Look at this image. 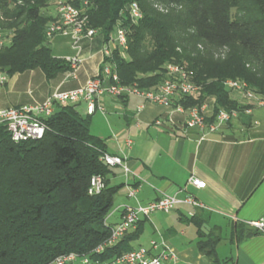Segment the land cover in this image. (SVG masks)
I'll use <instances>...</instances> for the list:
<instances>
[{"label": "trees", "instance_id": "obj_1", "mask_svg": "<svg viewBox=\"0 0 264 264\" xmlns=\"http://www.w3.org/2000/svg\"><path fill=\"white\" fill-rule=\"evenodd\" d=\"M161 1L180 10L159 12L149 0H89V26L102 44L118 25L126 30L125 58L118 49L111 58L119 84L150 90L166 79V65L181 66L191 73L199 91L180 97L176 104L188 108L214 98L208 122L219 110L240 116L252 107L230 97L224 86L228 80L245 83L264 99V83L244 69L250 64L264 72V0ZM132 3L142 12L137 24L130 23L126 11ZM73 5L81 3L76 0ZM47 6L48 0H0V27L13 33L10 44L0 51V71L8 77L38 69L51 80L70 71L64 59L52 55L45 37L53 19L42 12ZM198 45L205 50L229 48L231 53L215 61L198 51ZM42 121L47 127L44 136L21 143L12 142L0 126V264H51L69 253L109 262L134 250L147 219L114 246L93 253L110 236L112 227L105 218L119 187L109 186L112 171L101 161L107 146L91 133L90 118L83 119L76 106L68 105L57 107ZM96 175L104 178L105 189L89 196V181ZM188 222L196 228L195 247L209 264H229L230 258L217 255L220 233L203 230L195 216ZM257 235L256 229L234 222L229 239L238 245Z\"/></svg>", "mask_w": 264, "mask_h": 264}, {"label": "crops", "instance_id": "obj_2", "mask_svg": "<svg viewBox=\"0 0 264 264\" xmlns=\"http://www.w3.org/2000/svg\"><path fill=\"white\" fill-rule=\"evenodd\" d=\"M51 15L55 16L56 11ZM55 38L65 39L69 56L73 55L68 39ZM101 50V39L96 35L83 45V61L75 76L64 73L48 85L38 69L8 77L7 83L0 86V109L41 103L56 90L68 91L83 86L101 68ZM231 98L242 106L251 105L237 94ZM132 101L136 107L143 104L139 113L136 109L128 111ZM104 102L125 108L113 106L115 110L123 111L125 127L107 138L99 137L105 141L109 154L126 157L125 165L130 174L125 175L120 167L111 168L110 176L120 179L114 187L122 185L127 192L134 188L140 201L134 199L133 205H145L163 195L176 194L182 188L202 205L201 208L181 205L169 213L170 222L163 237L178 255L176 264H209L195 247L196 228L188 222L192 216L201 221L203 230L220 233L222 239L216 247L220 259L230 258L229 264H264V225L262 228L251 226L264 218V116L256 114L251 105L249 114L243 113L219 132L200 141L198 130L183 128L184 116L175 115L174 124H170L166 110L160 106L136 97L106 99ZM157 119L162 121L161 126L154 125ZM126 138L133 140L130 149L122 146ZM115 169L121 170L122 174L116 176ZM190 177L201 180L205 187L187 186ZM108 183L111 186L109 178ZM124 207H119V221L112 228L120 222ZM234 222L256 229L258 235L238 245L231 244L229 236ZM186 224L194 227L192 236H186L182 231Z\"/></svg>", "mask_w": 264, "mask_h": 264}, {"label": "built area", "instance_id": "obj_3", "mask_svg": "<svg viewBox=\"0 0 264 264\" xmlns=\"http://www.w3.org/2000/svg\"><path fill=\"white\" fill-rule=\"evenodd\" d=\"M75 1L59 0L56 15L45 28L47 40L54 37H63L69 40L73 55L64 58V61L70 66L68 74L71 77L75 76L76 70L83 61V45L85 42H91L98 33L89 26V14L87 12L89 0H78L81 3L80 7L73 5ZM126 11L131 24H137L141 20L142 12L136 3L130 4ZM12 37V32L7 33L0 27V51L10 44ZM115 49H118L120 56L125 58L127 33L119 25L109 35L108 40L102 44L101 68L83 86L68 91L56 90L41 103L0 109V126L6 129L11 141L21 143L40 140L47 130L42 120L50 117L57 107L84 105L87 116H92L96 112L105 115L103 103L106 99L136 97L142 102L160 106L166 110L167 122L170 124H174L175 115H182L184 116L183 128L198 130L201 134L200 141L219 132L230 121L239 116L236 111L219 110L212 121L208 122L207 120L212 117L214 98H210L200 106L188 108L176 104V100L180 97L192 96L199 91V87L192 81L191 73L178 65H166V79L156 88L150 90L119 84L115 66L111 62L112 52ZM7 81L8 75L4 71H0V86L5 85ZM224 86L231 91L243 93L244 98L251 102L252 106H264V99L250 91L245 83L228 80L224 82ZM142 109L143 104H140L136 107V112L139 113ZM250 112L251 108L246 109L244 114ZM154 125L161 126L162 121L157 119L154 121ZM132 143L131 138H126L122 141V146L125 149H130ZM101 161L109 168L120 167L125 175L130 174L125 165V156L105 153L101 156ZM188 185L197 189L205 187V183L195 177L189 178ZM104 189V178L98 175L92 176L87 194L95 196ZM185 190L186 188H182L176 194L163 195L145 205L124 207L120 222L111 229L109 238L99 245L93 253L98 255L105 248L114 246L127 231L134 230L139 221L148 219L154 212L170 213L181 205L201 208L202 205L193 196L185 193ZM135 192L134 188H129L127 197L134 198ZM263 225L264 218L251 223L254 228H262ZM178 259L176 252L164 240H161L149 241L146 247L138 246L109 262L94 261L87 256L69 253L56 257L51 264H176Z\"/></svg>", "mask_w": 264, "mask_h": 264}, {"label": "rangeland", "instance_id": "obj_4", "mask_svg": "<svg viewBox=\"0 0 264 264\" xmlns=\"http://www.w3.org/2000/svg\"><path fill=\"white\" fill-rule=\"evenodd\" d=\"M59 0H48V6L43 9V13L48 16L49 18H52L51 15L52 11L57 10V3ZM151 3V7L159 12H167V10L175 8L177 10H180L179 7H175L174 5H169L161 0H149ZM233 12L238 13L237 15L243 16L242 12H238L237 10H233ZM5 32L11 33L12 30L4 29ZM48 45L49 48L52 51V54L55 58L58 59H64L69 56V45L65 39H58V38H51L48 39ZM198 51H200L203 55H208L213 58L215 61H223L225 60L229 54L231 53L229 48H217V47H211L207 50L204 49L202 45L197 46ZM232 56L237 57L235 53L232 51ZM245 70L249 71L250 73L254 74V76L264 83V72L261 71L258 67L255 65H245ZM64 74V73H63ZM62 74H58L57 76H60ZM53 80V79H51ZM51 80H47V85L51 84ZM230 96L234 97V95L241 96L244 98L243 93L231 91L227 89ZM22 91V90H21ZM252 91V90H251ZM257 96V95H256ZM259 97V96H258ZM261 98V97H260ZM245 99V98H244ZM136 103L132 101L128 106V111H134L136 109ZM113 106L120 107L122 110L125 109L119 104L117 105H111L106 102L103 103V107L105 108V115H102L100 113H96L94 116L90 118V124L89 129L91 133L97 137L107 138L111 136L112 134L117 133L119 130L125 127V121L122 117L123 111L121 109L115 110ZM255 107L256 114H259V116H264V107ZM79 115L83 119H87V116L85 114V108L84 105H78L76 107ZM114 173L116 176L121 175L122 171L119 169H115ZM111 175V174H110ZM109 175V176H110ZM108 178L110 179L111 186H114L115 184H118L120 182L119 178H114L113 175ZM118 189L114 192V204L112 208L110 209L109 213L107 214L105 218V224L107 226H114L119 221V207L125 206V207H136L138 204L133 205L135 202L134 199L140 201L139 196L136 194L135 198L129 199L127 197V190L122 185H118ZM148 221L145 223L144 229L142 233L140 234L138 240L133 243L134 246H142L146 247L149 243V241H161L164 240V229L167 227L168 223L170 222L169 213H163V212H154L152 213ZM182 231L186 233V236L193 235L195 232V229L192 225H184L182 228ZM220 255H223L222 252H220Z\"/></svg>", "mask_w": 264, "mask_h": 264}]
</instances>
